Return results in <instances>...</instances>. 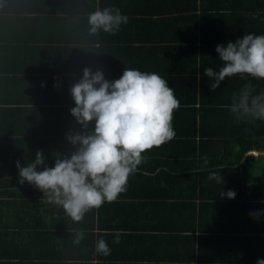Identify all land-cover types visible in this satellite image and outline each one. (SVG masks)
Returning a JSON list of instances; mask_svg holds the SVG:
<instances>
[{
    "label": "trees",
    "instance_id": "1",
    "mask_svg": "<svg viewBox=\"0 0 264 264\" xmlns=\"http://www.w3.org/2000/svg\"><path fill=\"white\" fill-rule=\"evenodd\" d=\"M139 2L157 3L160 17L152 18ZM106 6L118 7L128 16V23L115 35L103 32L90 35L88 14ZM154 22L155 26L149 27ZM168 24L176 28L172 34L160 30ZM145 28L151 33H143ZM249 32L264 34V0H0V212L15 202L44 204L37 188L19 182L16 162L5 164L3 156L8 149H17L16 145L20 148L19 155L26 151L23 148L27 143L35 148L32 143L37 140L46 166H53L57 154L63 151V141L75 133L69 130V123L62 124L54 116L62 118L66 110L75 106L66 97H71L69 89L80 79L84 68L99 69L108 80L119 78L125 67L158 73L179 100L174 112L183 117L178 114L173 118L177 140L184 142L181 148L187 151L190 144L194 145L192 155L209 157L215 163L223 161L228 165L226 162L231 157L239 160L257 144L256 140H264V121H238L227 106L245 83H251L256 93L264 91V79L226 77L217 89L211 90L212 81L203 75V68L210 66L218 71L221 61L215 52L216 45L234 41ZM168 49H175L174 55L179 58L173 62L172 69L156 60L158 54ZM147 51H153L155 64H145ZM54 75L62 79L59 88L52 86ZM25 89L30 94L22 98L21 91ZM26 103L43 107L45 118L38 130L21 129L31 118L29 112L26 117L23 115L27 111ZM231 120L237 123L232 125ZM211 141L215 145L205 148L203 143ZM181 148L172 149V155L177 151L185 153ZM225 151L230 153L229 157L222 156ZM33 152L24 153L23 162L33 160L37 153ZM160 155L168 163L150 169L159 170L157 175L163 177L161 180L171 183V175L177 177L178 169H170L169 154L161 152ZM249 157L253 158L246 155V161L236 164L232 170L241 171L243 177L255 174V168L248 164ZM263 157L259 154L257 159ZM258 163L262 168L263 161ZM195 164L190 162L191 166ZM190 176L191 172L184 175L190 188L187 195L194 198L197 186ZM11 185L30 187L25 193L11 196L16 191L6 188ZM203 188L209 190L205 183L200 185Z\"/></svg>",
    "mask_w": 264,
    "mask_h": 264
},
{
    "label": "crops",
    "instance_id": "2",
    "mask_svg": "<svg viewBox=\"0 0 264 264\" xmlns=\"http://www.w3.org/2000/svg\"><path fill=\"white\" fill-rule=\"evenodd\" d=\"M139 4L151 13L152 18L160 17L157 3ZM150 26H155V22ZM146 29L142 32L151 33L150 29ZM162 29L172 34L176 28L168 24L160 27ZM174 51L168 49L157 57L152 54L153 51H147L149 54L144 62L146 65L155 64V56L156 60L163 62V66L172 69L173 62L179 59ZM21 94L24 98L30 92L25 89ZM26 105L27 111L22 114L26 117L29 112L31 118L23 123L21 129L38 130L45 118L43 107L30 103ZM65 112L62 118L57 114L54 118H59L62 124L69 123V130L80 131L74 117L69 111ZM178 114L173 112V117H178ZM229 122L232 125L237 123L235 120ZM172 124L177 131L174 118ZM177 138L175 136L171 141L142 153L146 161L129 176L127 190L119 194L115 201L105 202L98 209L86 213L80 222H73L60 207L46 203L36 206L35 203L15 202L4 206L0 212V264H256L257 258H264V157L257 159L259 154L264 155V140H256L257 144L246 150L243 157L239 160L231 157L226 162L229 164L225 165L223 161L215 163L209 157L192 155L194 145L190 144V149L186 151L181 148L184 142H179ZM63 143V151L57 154V158L58 155H69L74 149L68 140ZM32 144L35 148L28 143L21 147L26 149L24 153L40 150L37 140ZM203 144L205 148H210L209 145H215V142ZM16 148L12 151L8 149L3 163L19 161L20 165L26 164V160H22L24 153L20 156V148L17 145ZM175 148H181V152L185 153L177 151L172 155L171 150ZM161 152L170 155V169L174 167L172 171L177 168L179 172L175 174L177 177L171 175V183L161 180L163 177L157 175L159 170L150 169L168 163L161 157ZM224 155L229 157L230 153L225 151ZM246 155L253 156L254 159L249 157L248 164L255 168L253 172L256 173L243 177L241 171L232 169L236 164L245 162ZM205 159L208 160L207 165ZM258 160L263 161L262 168ZM191 161L196 164L191 166ZM212 170H216L218 178H209ZM188 172H191L190 178L197 186L194 198L187 195L190 188L184 175ZM204 183L208 191L200 189ZM29 187L6 186L9 190L16 189L15 193H10L11 196L25 193ZM228 190L235 191V198L221 195ZM192 202L195 204H189ZM257 211L262 214L252 215ZM73 229L84 232L79 244L72 242ZM117 229L121 230L119 243L114 242V231ZM100 235L111 248L108 256L94 251V243Z\"/></svg>",
    "mask_w": 264,
    "mask_h": 264
},
{
    "label": "clouds",
    "instance_id": "3",
    "mask_svg": "<svg viewBox=\"0 0 264 264\" xmlns=\"http://www.w3.org/2000/svg\"><path fill=\"white\" fill-rule=\"evenodd\" d=\"M87 23L90 35H115L128 23V16L118 7H97L88 14ZM215 52L221 61L219 70L203 68V75L212 81L211 90L226 77L264 79V34L249 32L217 44ZM196 75L199 79L200 73ZM69 92L75 105L69 112L81 128L66 137L74 150L67 156L58 155L52 167L46 166L39 151L25 166L19 161L16 166L20 183L37 188L44 203L60 207L73 222H80L86 213L115 201L127 190L129 176L146 161L142 153L175 138L172 120L179 100L158 73L128 67L113 80L106 79L99 69L84 68ZM227 107L238 121H264V91L256 93L251 83H245ZM209 178H218L216 170ZM221 195L233 199L236 193L228 190ZM73 231L72 242L79 244L84 232ZM120 234L121 230L114 231L115 243H119ZM94 251L102 256L111 254L102 235L96 239ZM256 264H264V258H257Z\"/></svg>",
    "mask_w": 264,
    "mask_h": 264
},
{
    "label": "built area",
    "instance_id": "4",
    "mask_svg": "<svg viewBox=\"0 0 264 264\" xmlns=\"http://www.w3.org/2000/svg\"><path fill=\"white\" fill-rule=\"evenodd\" d=\"M61 85H62L61 77L58 76V75H54L52 77V86L55 87V88H59V87H61Z\"/></svg>",
    "mask_w": 264,
    "mask_h": 264
}]
</instances>
